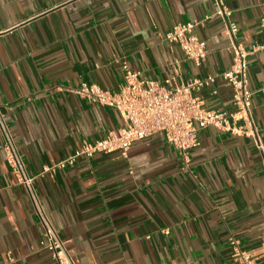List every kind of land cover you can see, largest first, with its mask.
<instances>
[{"label":"crops","instance_id":"crops-1","mask_svg":"<svg viewBox=\"0 0 264 264\" xmlns=\"http://www.w3.org/2000/svg\"><path fill=\"white\" fill-rule=\"evenodd\" d=\"M238 26L233 40L212 0H0V106L40 208L76 264H239L232 239L264 264V0H225ZM198 21L207 44L197 67L165 42L178 24ZM249 52L251 118L256 136L207 128L188 162L163 134L125 154H96L73 168L44 173L84 143L117 133L109 107L75 91L83 84L117 91L123 65L144 80L180 84L219 76L233 45ZM216 92V93H214ZM204 108L232 112L222 78L195 91ZM0 132V264H55L40 247L34 200L6 163Z\"/></svg>","mask_w":264,"mask_h":264},{"label":"built area","instance_id":"built-area-1","mask_svg":"<svg viewBox=\"0 0 264 264\" xmlns=\"http://www.w3.org/2000/svg\"><path fill=\"white\" fill-rule=\"evenodd\" d=\"M216 7L215 16L225 24L229 36L235 40L238 26L231 20L232 12L225 0H212ZM200 25L198 21L175 25L164 37L165 42L179 47L186 60L197 67L207 60V44L195 34ZM264 30V16L261 19ZM264 50L256 47L254 52ZM249 52L241 45H233V65L219 76L193 79L186 84L178 82L179 62L175 63L173 76L163 81L144 80L141 73L132 70L126 63L122 69L124 83L117 91H106L98 85L83 84L76 94L116 110L124 126L114 134L94 143H84L82 147L67 159L53 167L44 169V173L73 168L83 158L96 154H111L116 151L127 153L137 142L154 135L163 134L166 141L177 149L188 162L190 150L200 146L199 132L207 128L232 133L242 137H255L256 129L251 118L252 99L257 91H251L248 82ZM224 79L233 88L232 112H216L204 108L203 102L193 93L213 87L218 78ZM264 92V85L259 89ZM216 93V92H214ZM0 132L3 136L2 149L6 163L15 175L18 183L24 186L34 200L43 226L40 248L48 250L55 264H76L69 254L65 242L58 235L48 216L40 208L34 190L35 177L29 175L15 140L8 128L0 106ZM232 258L239 264H254L253 259L232 239Z\"/></svg>","mask_w":264,"mask_h":264}]
</instances>
